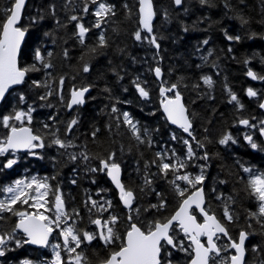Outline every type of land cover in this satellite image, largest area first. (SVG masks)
Listing matches in <instances>:
<instances>
[{
	"label": "trees",
	"instance_id": "16d2710c",
	"mask_svg": "<svg viewBox=\"0 0 264 264\" xmlns=\"http://www.w3.org/2000/svg\"><path fill=\"white\" fill-rule=\"evenodd\" d=\"M12 2L0 0V31ZM153 3L159 47L140 29L138 0H27L19 56L27 75L0 104V143L20 123L19 114L42 142L27 152L0 153V264L104 261L123 245L131 222L150 230L200 184L205 208L229 236L248 233L245 264H264L258 130L264 126V0ZM162 85L182 93L191 136L163 115ZM83 87L90 88L85 104L69 110L71 88ZM103 161L121 165L123 184L135 196L130 209L121 205ZM8 185L16 192L6 191ZM22 209L42 213L54 228L46 248L27 245L17 230ZM98 217L104 242L94 225ZM60 230L70 235L68 246ZM171 235L175 247L162 243L161 264H188L190 243L176 225ZM216 241L220 253L210 264H226L229 241Z\"/></svg>",
	"mask_w": 264,
	"mask_h": 264
},
{
	"label": "water",
	"instance_id": "95a60500",
	"mask_svg": "<svg viewBox=\"0 0 264 264\" xmlns=\"http://www.w3.org/2000/svg\"><path fill=\"white\" fill-rule=\"evenodd\" d=\"M179 5L181 0H174ZM27 0H14L8 16L5 18L0 31V104L7 94L15 87L20 86L27 75V71L19 65V56L22 45L27 35V31L20 26L22 15ZM156 18V10L153 0H138V19L141 30L150 34L152 42L158 46L153 34V23ZM82 32L83 29H80ZM264 41V32L263 37ZM158 81L162 79L159 67L154 70ZM247 76L255 80L256 74L253 70L248 71ZM89 87L72 88L68 99V109L74 106L85 104V96L89 92ZM160 109L167 122L180 129L185 135L191 136L192 122L190 120L187 106L183 95L175 85L170 87L161 86ZM169 95L168 93H171ZM259 108L264 112V97L259 103ZM246 119H241L240 124L245 126ZM264 140V130L260 131ZM42 138L34 133L33 128L28 124L13 126L10 128L5 141L0 145V151H27L35 142H41ZM106 168V176L117 191V196L121 205L130 209L134 201V193L126 190L122 181V168L119 163L108 164L103 161ZM206 194L204 185L196 186L179 203L172 215L164 220L157 221L154 227L145 232L141 227L131 222L130 227L124 235V244L116 251L112 252L104 261L96 264H161V243L166 242L174 247V239L170 234L171 228L177 224L181 233L187 235L192 246V256L189 264H209L211 253H219L215 237L223 235L230 239L225 225L214 213L205 209ZM62 200L57 201V208L63 209ZM196 212L202 217L197 219ZM21 217L16 222V227L26 235V243L33 247H46L53 228L48 227L46 221L33 212L26 209L20 211ZM98 234L102 241L105 240L103 224L100 218L94 221ZM204 236L205 240L201 237ZM62 241L68 244V235L61 233ZM248 233L240 230L236 239H230L233 253L229 257L228 264H244L246 257V240Z\"/></svg>",
	"mask_w": 264,
	"mask_h": 264
},
{
	"label": "rangeland",
	"instance_id": "374dc122",
	"mask_svg": "<svg viewBox=\"0 0 264 264\" xmlns=\"http://www.w3.org/2000/svg\"><path fill=\"white\" fill-rule=\"evenodd\" d=\"M16 118H17V120H16V122L17 121H19V122H21V121H23L24 119H28V116H24V115H17L16 116ZM262 122H264V120L262 121ZM264 129V126L261 124V126H259L258 127V130L259 129ZM12 161V160H11ZM6 189H7V191L8 192H10V193H12V192H16V187L14 186V185H8L7 187H6ZM59 198V197H58ZM57 198V199H58ZM39 215H41V216H43L41 213H38ZM67 232V231H66ZM70 236V235H69ZM185 253H186V251H185ZM28 262H26L25 264H27Z\"/></svg>",
	"mask_w": 264,
	"mask_h": 264
},
{
	"label": "flooded vegetation",
	"instance_id": "af4514ba",
	"mask_svg": "<svg viewBox=\"0 0 264 264\" xmlns=\"http://www.w3.org/2000/svg\"><path fill=\"white\" fill-rule=\"evenodd\" d=\"M68 261H69V262H72V261H73V259H69Z\"/></svg>",
	"mask_w": 264,
	"mask_h": 264
}]
</instances>
